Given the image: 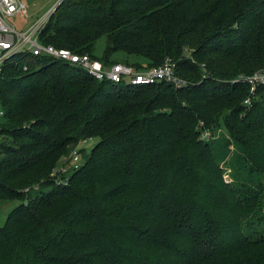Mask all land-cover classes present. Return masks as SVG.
I'll list each match as a JSON object with an SVG mask.
<instances>
[{"label":"trees","instance_id":"trees-1","mask_svg":"<svg viewBox=\"0 0 264 264\" xmlns=\"http://www.w3.org/2000/svg\"><path fill=\"white\" fill-rule=\"evenodd\" d=\"M38 37L107 66L169 58L185 83L12 56L0 202H19L0 225V264H264V85L245 105L238 78L264 68V0H62Z\"/></svg>","mask_w":264,"mask_h":264},{"label":"built area","instance_id":"built-area-1","mask_svg":"<svg viewBox=\"0 0 264 264\" xmlns=\"http://www.w3.org/2000/svg\"><path fill=\"white\" fill-rule=\"evenodd\" d=\"M60 1L62 0H56L41 19L31 23L26 29L18 30L10 18L15 15L25 16L27 14L26 4L22 0H0V72L12 56L30 53L32 55L44 54L62 62L78 65L98 80L106 79L115 83L124 82L131 85L150 84L159 81L170 82L174 86L185 83L184 79L175 71L176 63L169 58L157 65L141 69L123 62H115L107 66L88 53L80 54L65 47L41 43L38 37L39 32L55 5ZM238 78L249 85V94L244 98L243 103L250 105L256 88L259 85H264V68L240 75ZM2 114L3 109L0 107V117ZM200 137L208 138L211 137V134L207 129L201 128ZM71 155L75 160L78 157L76 150H72ZM60 169L64 170L65 168Z\"/></svg>","mask_w":264,"mask_h":264},{"label":"rangeland","instance_id":"rangeland-1","mask_svg":"<svg viewBox=\"0 0 264 264\" xmlns=\"http://www.w3.org/2000/svg\"><path fill=\"white\" fill-rule=\"evenodd\" d=\"M22 1L27 6V14L25 16L15 15L10 18V20L13 22V24L16 26L18 30L26 29L31 23L37 21L38 19H41L47 13V10L53 6L56 0H22ZM103 43L104 42L102 38L97 41L96 47L94 50V53L96 55H100L103 49ZM27 59H28V56L24 58V61H26ZM219 132L224 133V135L227 136V133L224 130V128H220ZM211 139H214V137H212ZM97 140H98V137L93 136V137H89V138L79 141L76 144L75 148H73V150H76V153L78 154L77 159L75 160L73 158V155L65 156V157H69L67 159L69 164H73V163L79 164L80 162H82L83 160L82 155L80 152H78V149L83 148L85 153H87L89 152L90 148L96 143ZM62 167L63 165L60 168ZM60 168L58 169L60 170ZM226 172L229 173L227 170ZM227 173L225 174V177L229 178V175ZM18 202L19 201L17 200L0 202V225L3 224L8 211Z\"/></svg>","mask_w":264,"mask_h":264},{"label":"water","instance_id":"water-1","mask_svg":"<svg viewBox=\"0 0 264 264\" xmlns=\"http://www.w3.org/2000/svg\"><path fill=\"white\" fill-rule=\"evenodd\" d=\"M58 3H59V2H58ZM58 3H57V4H58ZM57 4H56V5H57ZM56 5H55V6H56Z\"/></svg>","mask_w":264,"mask_h":264}]
</instances>
